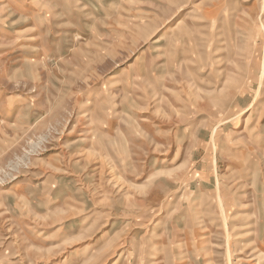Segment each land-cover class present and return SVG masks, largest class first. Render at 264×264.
I'll return each mask as SVG.
<instances>
[{
    "label": "rangeland",
    "instance_id": "rangeland-1",
    "mask_svg": "<svg viewBox=\"0 0 264 264\" xmlns=\"http://www.w3.org/2000/svg\"><path fill=\"white\" fill-rule=\"evenodd\" d=\"M0 264H264V0H0Z\"/></svg>",
    "mask_w": 264,
    "mask_h": 264
}]
</instances>
